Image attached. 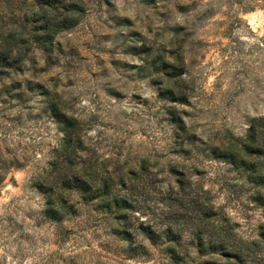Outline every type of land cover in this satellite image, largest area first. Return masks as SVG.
<instances>
[{
    "label": "rangeland",
    "instance_id": "obj_1",
    "mask_svg": "<svg viewBox=\"0 0 264 264\" xmlns=\"http://www.w3.org/2000/svg\"><path fill=\"white\" fill-rule=\"evenodd\" d=\"M22 2L0 0V12H18ZM157 2L88 0L81 23L56 37L49 56L31 52L15 77L61 96L82 123L87 158L134 187V210L123 221L79 204L75 214L50 219L35 182L63 134L39 91L3 94L0 264H205L210 257L191 241V202L213 206L215 225L226 221L243 240H260L256 187L203 153L202 143L243 136L264 117V0ZM142 223L172 226L180 243H153ZM119 226L132 237L116 234ZM250 256L248 264H264V243Z\"/></svg>",
    "mask_w": 264,
    "mask_h": 264
},
{
    "label": "trees",
    "instance_id": "obj_2",
    "mask_svg": "<svg viewBox=\"0 0 264 264\" xmlns=\"http://www.w3.org/2000/svg\"><path fill=\"white\" fill-rule=\"evenodd\" d=\"M149 1L158 4L157 0ZM87 11L88 0H34L31 3L24 0L18 12L15 9L9 14L0 12V96L5 94L10 99H22L29 92L39 91L43 97V110L63 134L55 158L42 168L35 182V187L47 196L46 215L61 221L66 215L75 214L79 204H95L115 219L124 221L126 217L123 213L133 211L135 205L132 198L134 187L127 188L126 175L114 177L87 158L82 123L69 114L59 94L42 84L15 78L24 74L31 52L40 51L49 56L56 37L78 26ZM166 68L167 65L164 66ZM8 79L11 80L9 85L6 82ZM13 91H16L15 94H12ZM202 148L203 153L229 165L241 178L256 187L252 199L264 208V117L254 118L245 135H232L218 145L203 142ZM1 180L3 176H0ZM122 190L128 192L122 193ZM192 203L190 206L197 212V226L191 241L197 243L201 256L210 257L205 264H248L250 255L264 243V225L261 226L260 240L248 242L238 237L228 222L217 225L212 222L218 215L213 206ZM138 230L155 244L164 237L169 242L180 243L181 237L177 236L172 226L159 231L142 223ZM115 233L132 237L120 226ZM168 249L175 259L181 258L174 248Z\"/></svg>",
    "mask_w": 264,
    "mask_h": 264
},
{
    "label": "bare ground",
    "instance_id": "obj_3",
    "mask_svg": "<svg viewBox=\"0 0 264 264\" xmlns=\"http://www.w3.org/2000/svg\"><path fill=\"white\" fill-rule=\"evenodd\" d=\"M251 18V21H254V16L250 17Z\"/></svg>",
    "mask_w": 264,
    "mask_h": 264
}]
</instances>
